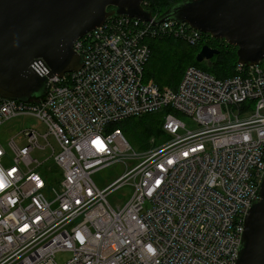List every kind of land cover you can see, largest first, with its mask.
Here are the masks:
<instances>
[{
    "label": "built area",
    "instance_id": "1",
    "mask_svg": "<svg viewBox=\"0 0 264 264\" xmlns=\"http://www.w3.org/2000/svg\"><path fill=\"white\" fill-rule=\"evenodd\" d=\"M202 34L109 16L74 41L81 66L49 78L42 97L0 96V124L30 115L46 128L22 130L21 147L11 138V155L0 145V264H235L264 175V57L223 78L189 65L175 88L144 81L146 39ZM149 113L160 114V137L124 157L130 145L111 125ZM115 162L124 172L99 189L91 174ZM123 184L129 199L111 206ZM58 252L70 257L57 263Z\"/></svg>",
    "mask_w": 264,
    "mask_h": 264
},
{
    "label": "water",
    "instance_id": "2",
    "mask_svg": "<svg viewBox=\"0 0 264 264\" xmlns=\"http://www.w3.org/2000/svg\"><path fill=\"white\" fill-rule=\"evenodd\" d=\"M142 0H0V96L28 101L44 94L49 78L77 70L74 41L109 16L157 24L172 20L223 40L238 63L264 57V0H180L153 19ZM219 53L203 44L201 62ZM259 199L248 207L235 264H264V175Z\"/></svg>",
    "mask_w": 264,
    "mask_h": 264
},
{
    "label": "trees",
    "instance_id": "3",
    "mask_svg": "<svg viewBox=\"0 0 264 264\" xmlns=\"http://www.w3.org/2000/svg\"><path fill=\"white\" fill-rule=\"evenodd\" d=\"M177 1L180 0H147L145 8L152 15L158 16ZM145 43L150 52L144 65V79L157 84L160 88H175L187 66L198 67L199 62L195 60V55L203 44L219 50V53L212 57L213 63H209L214 76L223 78L235 73L237 62L235 48L205 33L197 44H189L174 35L148 38ZM160 123V114L149 113L137 118H126L113 123L111 127L119 128L123 135L127 133L137 138L138 142H143V147L146 148L149 136L160 137Z\"/></svg>",
    "mask_w": 264,
    "mask_h": 264
},
{
    "label": "rangeland",
    "instance_id": "4",
    "mask_svg": "<svg viewBox=\"0 0 264 264\" xmlns=\"http://www.w3.org/2000/svg\"><path fill=\"white\" fill-rule=\"evenodd\" d=\"M209 63H213L212 58L210 59V61L203 60L199 62L198 68H201L206 72L212 74ZM144 81L146 80L144 79ZM178 117L185 123L188 128L193 129L194 123L191 121V118L189 116L185 114H178ZM24 129H35L39 133H44L46 131L45 126L41 124V122L36 117L30 115H18L0 124V145L6 150L9 155L11 154L9 152L8 141L11 138L17 146L21 147L22 145H24V138L22 137V134H20V132ZM124 136L130 145V149L123 153L124 157L132 155L133 152L139 153L143 149H145V147H143L144 143L138 142L139 140L137 138H134L127 133H124ZM49 154L50 150L48 148L41 150L35 149L31 151V156L39 159H41L42 157H46ZM125 162L127 163L128 168H131L135 164L134 160L128 158L125 159ZM6 163H9V160H7ZM124 169L125 166L122 162H115L107 167L94 171L90 177L96 184V186L101 189L114 181L118 176H120L124 172ZM131 192L132 187L129 184H123L119 188L110 192L107 195L106 199L111 206L115 207L117 205L124 204L129 199ZM69 257L70 254L67 252H58L55 254L54 259L57 263H62Z\"/></svg>",
    "mask_w": 264,
    "mask_h": 264
}]
</instances>
